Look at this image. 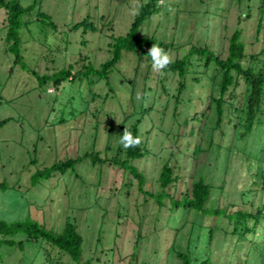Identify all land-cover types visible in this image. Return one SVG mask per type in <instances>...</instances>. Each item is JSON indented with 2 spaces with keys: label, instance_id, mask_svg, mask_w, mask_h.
Wrapping results in <instances>:
<instances>
[{
  "label": "rangeland",
  "instance_id": "1",
  "mask_svg": "<svg viewBox=\"0 0 264 264\" xmlns=\"http://www.w3.org/2000/svg\"><path fill=\"white\" fill-rule=\"evenodd\" d=\"M17 1L33 6L18 32L19 62L7 51L6 11L0 9V222L35 221L58 234L69 221L82 237L81 264H181L177 253L197 264H264V220L250 218L253 231L237 240L225 217L238 210L254 215L264 207V191L253 183L257 168L264 170V106L261 125L244 138L231 112L233 123L225 117L215 127L214 106L207 108L213 67H203L198 56L191 58L195 65L180 96L183 79L155 71L137 53L124 52L106 80L73 78L111 58L112 35H126L150 0ZM81 22L93 24L94 32L85 25L75 30ZM235 30L242 32L247 55L264 47V0H158L137 36L171 44L173 61L192 46L225 59ZM63 69L72 77L59 86L32 74L52 76ZM242 91L240 83L230 94L238 100ZM132 127L143 155L130 164L143 176L142 190L111 161L123 147L124 129ZM95 152L106 162L93 163L89 155ZM76 158L80 162L64 174L33 177ZM124 158L121 153L116 159ZM166 162L178 183L162 190L158 179ZM200 178L212 186L206 209H225L224 216L172 208L170 198L180 199ZM162 193L168 196L159 206L149 194ZM0 240L14 241L0 243V264H75L42 239L19 233Z\"/></svg>",
  "mask_w": 264,
  "mask_h": 264
},
{
  "label": "trees",
  "instance_id": "2",
  "mask_svg": "<svg viewBox=\"0 0 264 264\" xmlns=\"http://www.w3.org/2000/svg\"><path fill=\"white\" fill-rule=\"evenodd\" d=\"M158 0H150L147 4L141 7L138 15L135 16L133 23L130 26L129 31L124 36H119L114 38L112 35L113 43L110 44L112 56L109 60L102 63L99 66V69H85L74 74L73 78L78 77H89L90 75L97 76L99 79H107L110 71L115 67L121 60L124 52L127 53H137L139 56H146L151 63V58L147 56L148 50L153 44H158L160 47L164 48L166 51L169 47H172L171 44H164L159 42L154 37L150 38H138L137 31L143 22L154 14L155 6L157 5ZM32 6L23 7L17 0H0V9L6 11V34L5 42L7 44V51L15 55V62L20 61V53L18 48L20 45L19 30L23 27L24 21L22 17L31 12ZM40 19H47L48 17L44 14L38 15ZM261 23V19H260ZM48 25L52 26V23ZM82 25L87 26L89 30L94 32L93 24L81 22L74 26V29L77 30ZM259 29L257 30V35ZM242 32L240 30H235L229 38V45L227 49V56L225 59H221L220 56H217L214 51L210 50L207 47H198L192 46L187 55L182 56L180 59H175L168 67L163 69V72H172L176 73L180 79L178 83L177 95L180 96L182 90L185 87L184 77L187 75L191 66H194L195 63L191 61L192 56H198L199 59L196 60L203 64V67L208 69L212 66V74L209 76L211 91L208 96V105L207 108L211 109L212 105L214 106V125L219 126L222 120L225 117H228V123H233V117L229 116V112L234 114V119L236 123L233 124L235 129L243 128L244 132L242 137H246L251 131L253 126L261 125L262 121L260 119L261 114L263 113L264 106V47L256 54L247 55L246 46L241 41ZM39 82H47L49 79H52V82L55 86H59L64 80H68L72 77L70 70H61L52 76H38L35 73H32ZM195 81H198L197 78H194ZM240 83L243 87L242 94L236 97H233L230 93L234 89L240 86ZM216 93V95H214ZM231 95L229 99L230 103L225 99L226 96ZM176 96V97H178ZM228 105L230 109L226 112L224 106ZM207 109V110H208ZM230 113V114H231ZM201 118L206 117V111L199 113ZM197 115H195L196 117ZM213 122V121H212ZM130 132L134 137H137V130L135 127L130 129ZM213 130H211L210 137L212 138ZM209 137V138H210ZM141 145L129 148H123L118 146L114 158L111 160L113 164H119V166L125 171L128 170L133 177L138 180L139 189L142 190L143 185V176L137 171L135 166H132L131 161L140 159L142 157ZM197 149V148H196ZM200 149V148H199ZM201 151V150H200ZM263 151V150H262ZM121 153H124L125 158L120 161L116 158ZM197 150H195L194 155H196ZM93 163L99 162L101 164L105 163V159H100L98 152L91 153L89 155ZM80 162V158L69 159L64 162H57L53 164L50 168L38 171L33 177L37 176H49L53 172H60L64 174L67 170L74 167L76 163ZM176 168V167H175ZM159 183L162 190L167 189L169 186H172L177 182V178L174 174V168L170 166L169 162H166L163 167L161 174L159 176ZM254 184L258 183L261 185V189L264 191V170L257 168L254 174ZM212 186L204 182L203 179L195 180L191 183L190 188L181 196L180 199L174 200L173 197L170 198L172 208L177 209L183 207L185 211L194 210L196 212L213 214V215H225L226 210H210L206 209V204L210 200ZM147 194V193H145ZM155 197L157 204L162 206V200L164 197L168 196L167 193L158 194L153 196ZM222 212V213H221ZM230 224L234 225L233 236L237 237V240L244 239V236L251 233L253 228L247 226V221L250 218L259 221L264 220V207L258 209L256 214H251L250 212L236 211L232 214H226L225 216ZM216 228H211L209 231L208 240L212 239V234ZM25 234L28 239H42L45 242L49 243L52 247H55L62 253L67 254L75 264H81V253H82V237L77 232L74 224L67 221L64 225V228L61 233H54L51 230H47L44 225H40L37 222L25 221V222H16L12 224H6L0 222V236H12L15 234ZM6 243L9 245H14L13 240H0V243ZM22 242L18 243L19 248L22 247ZM178 258L181 260V264H197V260L193 259L189 254L177 253ZM264 259V256L262 257ZM84 264H91L87 261ZM200 264H206L205 261H202Z\"/></svg>",
  "mask_w": 264,
  "mask_h": 264
},
{
  "label": "clouds",
  "instance_id": "3",
  "mask_svg": "<svg viewBox=\"0 0 264 264\" xmlns=\"http://www.w3.org/2000/svg\"><path fill=\"white\" fill-rule=\"evenodd\" d=\"M147 56L151 58L152 68L158 72L162 71L173 62L170 53L158 44H153L151 46ZM139 143V137H134L128 129H124L120 138V144L123 145L124 148L135 147L139 145Z\"/></svg>",
  "mask_w": 264,
  "mask_h": 264
}]
</instances>
